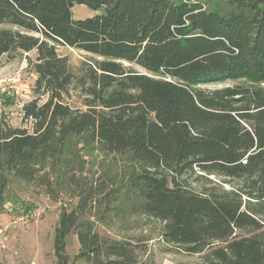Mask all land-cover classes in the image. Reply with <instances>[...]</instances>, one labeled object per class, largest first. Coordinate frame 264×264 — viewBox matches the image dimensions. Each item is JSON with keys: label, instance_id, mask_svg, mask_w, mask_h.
<instances>
[{"label": "trees", "instance_id": "obj_1", "mask_svg": "<svg viewBox=\"0 0 264 264\" xmlns=\"http://www.w3.org/2000/svg\"><path fill=\"white\" fill-rule=\"evenodd\" d=\"M229 2L224 13L203 0H0V62L35 51L37 76L23 106L32 131L0 118V210L13 181L68 200L56 264H146L151 238L98 229L122 213L157 219L166 243L207 264H264V0ZM77 4L102 11L75 19ZM60 45L102 59L78 77ZM229 79L252 86L200 87ZM78 88L85 110L67 101ZM96 151L139 170L120 178Z\"/></svg>", "mask_w": 264, "mask_h": 264}, {"label": "rangeland", "instance_id": "obj_2", "mask_svg": "<svg viewBox=\"0 0 264 264\" xmlns=\"http://www.w3.org/2000/svg\"><path fill=\"white\" fill-rule=\"evenodd\" d=\"M208 9L221 10L224 13L232 8L229 0H203ZM102 11V10H101ZM101 11H94L85 5H75L73 15L75 19H83ZM9 27L8 24H0L1 28ZM59 55L69 59L72 71L80 76L83 65L89 67L91 62L102 58L85 51L60 45L57 48ZM28 57L35 59L36 52L18 53L9 59L4 56L0 62V118H3L12 127L28 128L32 131V120H26L23 116V106L31 101L35 94L33 87L37 78L36 73L29 65ZM140 73H148L145 69L127 64ZM246 86L252 84L244 79H229L224 82L201 84L200 87L207 90L221 89L225 87ZM86 95L78 88L70 92L67 101L73 108L86 109ZM96 166L111 164L124 177L130 172L139 170L127 157L118 156L113 159L98 151L93 155ZM197 174L189 176L193 186L200 189L207 183L205 179H199ZM8 202L0 210V220L4 225H9L11 214L16 211H30L38 214L34 219L18 227H10L4 244L0 245V264H56L55 257V231L59 221L62 205H69L68 200L55 202L51 200L43 188L13 181L7 192ZM125 204L130 202L123 198ZM76 199L71 201L75 205ZM70 205V206H71ZM10 207V210L9 208ZM115 228L106 229L98 225L100 233L113 238L121 239L131 236H146L149 241V253L144 257L146 264H207L205 252L191 254L181 246L166 243L162 236V225L154 218L122 213L115 219ZM80 249L78 237L71 234L68 237L67 253L74 259ZM73 264H89L79 260Z\"/></svg>", "mask_w": 264, "mask_h": 264}, {"label": "built area", "instance_id": "obj_3", "mask_svg": "<svg viewBox=\"0 0 264 264\" xmlns=\"http://www.w3.org/2000/svg\"><path fill=\"white\" fill-rule=\"evenodd\" d=\"M5 207V206H4ZM10 210V207H8ZM1 212V211H0ZM9 225H4L0 220V245L4 244L10 227H18L27 224L34 219L38 214L30 211H16L11 214Z\"/></svg>", "mask_w": 264, "mask_h": 264}]
</instances>
